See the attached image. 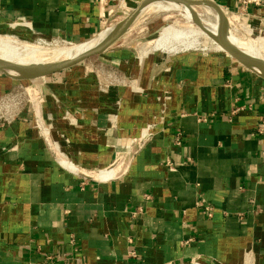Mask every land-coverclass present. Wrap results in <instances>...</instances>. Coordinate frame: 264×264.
<instances>
[{"label": "crops", "instance_id": "crops-1", "mask_svg": "<svg viewBox=\"0 0 264 264\" xmlns=\"http://www.w3.org/2000/svg\"><path fill=\"white\" fill-rule=\"evenodd\" d=\"M124 1L0 0V32L83 43ZM215 1L264 26V0ZM152 19L138 47L113 45L38 88L59 152L88 169L124 155L117 177L62 167L33 101L0 123V264H264V77L212 48L139 61L164 27Z\"/></svg>", "mask_w": 264, "mask_h": 264}, {"label": "bare ground", "instance_id": "bare-ground-1", "mask_svg": "<svg viewBox=\"0 0 264 264\" xmlns=\"http://www.w3.org/2000/svg\"><path fill=\"white\" fill-rule=\"evenodd\" d=\"M204 1L197 4L176 0H149L145 3L137 17L142 15L144 18H151L156 14L175 10L180 11L182 20L162 27L153 41L138 48L140 49L139 61H143L152 52H160L167 56L187 50L207 48L227 52L221 43L223 41L226 47L239 57L249 58L250 62L243 64L264 77V39L256 34H245L246 31L252 30L243 27L245 24L239 15H230L223 8L220 10L212 0ZM120 10L121 15L131 12H128L123 6ZM124 19L110 24L89 41L72 44L68 42L69 45L55 44L52 48H45L39 44L32 45L19 38L0 36V66H4L0 71L3 75L14 80L33 82L36 79H42L43 76L36 78H32V76L48 66L72 60L85 53L100 49L119 31ZM205 41L209 44L203 45ZM35 106L41 134L54 150L57 162L62 167L77 175L98 181H108L120 174V171L116 174L112 173L121 164H125L124 155L118 158L113 165L103 169H88L72 163L59 152L58 145L57 149L42 114V107L37 100Z\"/></svg>", "mask_w": 264, "mask_h": 264}, {"label": "rangeland", "instance_id": "rangeland-1", "mask_svg": "<svg viewBox=\"0 0 264 264\" xmlns=\"http://www.w3.org/2000/svg\"><path fill=\"white\" fill-rule=\"evenodd\" d=\"M125 2V1H124ZM131 3V7L128 8V12H132L133 9H135L136 7V3H134L133 1H127L125 3ZM136 4V5H135ZM130 12V13H131ZM129 13V14H130ZM230 15H234L237 14L240 17H245L242 16L243 14H241L240 12H231L228 11L227 12ZM119 13L118 15H116L115 17L108 19V21L105 24H111L114 23L116 21H119L123 18H125L127 15ZM158 15V17H162L164 19V21L161 23L162 26H166L168 24H171L172 22L175 21H180L182 20V16L180 15V11H170V12H162L159 14H156L155 16L147 17L144 18L142 15L139 16L137 18V20H134L132 22V24L130 25V27L128 28V34L126 36H124V38H121L120 40H117L116 42H114L112 44V47H115L118 45V47H123V46H137L139 45V43L141 41H144L145 39H147V35L146 29L149 26V22L152 20H154V18H156ZM244 28H246L247 30H252V31H246L245 34L250 35V34H256L257 36H259L260 38L264 39V35H262L264 33V26L263 27H257L255 29H253L252 27H250V25L248 23L244 22ZM11 32V31H10ZM240 35V34H239ZM0 36H10V37H14L17 38L16 36L11 35L10 33H4V32H0ZM241 36V35H240ZM18 39V38H17ZM23 40V39H20ZM29 44L32 45H42L45 48H52L55 46V44H59V45H69L68 42H65L63 40L60 39H55V38H50V37H45L42 35H38L35 38H32L30 41L27 40H23ZM153 41V40H152ZM72 44V43H71ZM148 44V43H147ZM209 42L205 41L203 45H208ZM115 45V46H113ZM146 45V44H145ZM200 50V49H199ZM203 50V49H201ZM205 51H210L211 48H207L204 49ZM99 55V54H98ZM98 55H94L92 57L87 58L86 60L77 63L75 65H73L72 67H70L69 69H82L84 70V68L86 67V65L88 63H90L91 61L97 62L98 64L100 63L99 60V56ZM66 71H68L67 69H64L60 72H58L57 75H49V76H45L42 79H36L33 82L30 81H21V80H14L13 78H6L5 75H2L1 71H0V88L2 89V93L0 92V98L1 97H6V96H12L15 95L17 97V99L20 102L19 107L24 103V102H29V101H33L35 102L36 100H41V95L39 94L40 92H38V88L41 86H47V85H53L55 83V81H58L57 79H61V77H63L66 73ZM56 79V80H55ZM118 83H115V85H117ZM5 89H9L8 91H5ZM34 94V95H33ZM40 98V99H39ZM53 119V118H52ZM51 119V121H52Z\"/></svg>", "mask_w": 264, "mask_h": 264}, {"label": "water", "instance_id": "water-1", "mask_svg": "<svg viewBox=\"0 0 264 264\" xmlns=\"http://www.w3.org/2000/svg\"><path fill=\"white\" fill-rule=\"evenodd\" d=\"M149 0H141L140 3L137 5V7H135V9H133V11L128 14L125 19L123 20L121 27L119 29V31L100 49L85 53L75 59L72 60H68L53 66H48L46 69L44 70H39L38 74L32 76V78H36V77H40V76H48L51 75L53 73L59 72L61 70L67 69L72 67L73 65L80 63L84 60H86L89 57H92L94 55H98L101 54L103 52H105L108 48H110L112 46V44L114 42H116L130 27V25L132 24V22L136 19V17L138 16L139 12L141 11L142 7L144 6L145 3H147ZM175 1V0H174ZM178 2H186V3H190V2H195L197 4L199 3H203L205 2L204 0H176ZM212 2L214 4H216L217 7H219L220 10H222V7L214 0H212ZM222 45L225 47L226 51L228 52V54L232 57H234L237 61L241 62V63H248L250 62L249 58H241L239 57L236 53H234V51L228 49L225 45V43L223 41H221ZM264 65V63H263ZM4 66H0V70L3 68Z\"/></svg>", "mask_w": 264, "mask_h": 264}, {"label": "built area", "instance_id": "built-area-1", "mask_svg": "<svg viewBox=\"0 0 264 264\" xmlns=\"http://www.w3.org/2000/svg\"><path fill=\"white\" fill-rule=\"evenodd\" d=\"M215 1V0H214ZM241 6V9L245 10L250 4H260L261 0H238ZM20 102L15 95L6 96L0 98V123L5 121L11 122L17 115L20 107ZM260 122L258 127V132L264 133V112L260 115ZM177 144H181V135L180 133L175 138ZM261 158L264 160V150L261 152ZM208 215L212 216V208H207ZM55 257L53 255H48L42 263L39 264H53L55 263Z\"/></svg>", "mask_w": 264, "mask_h": 264}]
</instances>
